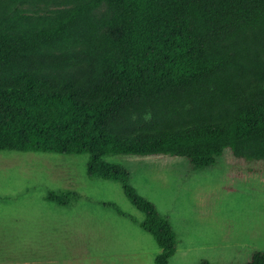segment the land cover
<instances>
[{"label":"trees","instance_id":"1","mask_svg":"<svg viewBox=\"0 0 264 264\" xmlns=\"http://www.w3.org/2000/svg\"><path fill=\"white\" fill-rule=\"evenodd\" d=\"M228 148L264 161V0H0V151L88 153L87 175L120 182L145 214L156 264L176 233L103 157L205 168Z\"/></svg>","mask_w":264,"mask_h":264},{"label":"rangeland","instance_id":"2","mask_svg":"<svg viewBox=\"0 0 264 264\" xmlns=\"http://www.w3.org/2000/svg\"><path fill=\"white\" fill-rule=\"evenodd\" d=\"M90 155L0 151V264H156L161 248L120 182L87 175ZM177 236L168 264H246L264 252V161L224 150L184 157L111 154ZM69 193V203L45 198Z\"/></svg>","mask_w":264,"mask_h":264}]
</instances>
